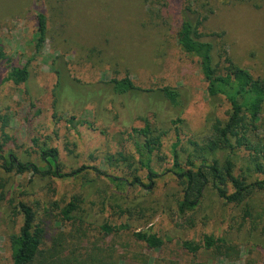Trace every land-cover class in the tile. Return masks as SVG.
Masks as SVG:
<instances>
[{
  "label": "rangeland",
  "instance_id": "374dc122",
  "mask_svg": "<svg viewBox=\"0 0 264 264\" xmlns=\"http://www.w3.org/2000/svg\"><path fill=\"white\" fill-rule=\"evenodd\" d=\"M167 2L165 20L145 0H0V46L15 65L30 70L26 84L5 82L10 66L0 60V141L9 137L3 155L45 167L41 152L53 148L65 172L86 167L77 177L42 178L7 173L0 160V264H13L9 238L24 219L11 212L19 202L33 208L36 224L45 230L43 264H264V251L254 245L264 237L260 230L251 236L243 206L210 194L201 208L180 213L181 186L168 172L176 137L171 123L178 117L169 103L153 93L114 103L106 86L111 79L130 76L145 90L178 88L187 100L183 143L204 139L210 134L209 116L224 119L229 105L212 106L198 59L177 44L174 14L188 4L208 15L202 31L217 36L208 39L237 66L264 80V0ZM39 14L46 17L47 37L37 52ZM143 116L170 130L153 162L161 176L151 191L121 190L94 168L120 174L106 158L134 151L128 133L143 125ZM260 127L264 132V109ZM141 176L146 181L143 172ZM74 196L85 201V224L66 222L60 215ZM117 201L130 208V216L121 215ZM254 204L262 212L264 193L255 195ZM128 221L132 230L126 233L106 236L100 231L104 223ZM139 230L170 241L159 250L149 249L133 238L132 231ZM210 234L233 239V246L197 254L182 247L185 240L199 243Z\"/></svg>",
  "mask_w": 264,
  "mask_h": 264
},
{
  "label": "trees",
  "instance_id": "16d2710c",
  "mask_svg": "<svg viewBox=\"0 0 264 264\" xmlns=\"http://www.w3.org/2000/svg\"><path fill=\"white\" fill-rule=\"evenodd\" d=\"M149 9L163 16V9L168 7L167 0H145ZM167 2V3H166ZM177 31L176 41L179 48L187 55L198 59L200 72L207 84L206 93L214 108L222 106L225 101L229 109L225 118L211 115L208 118L210 134L204 139L189 138L183 143L181 130L184 125L182 118L187 107V100L183 93L175 87L164 86L156 90H145L135 85L130 76L122 79H111L106 82L110 90V97L114 103L119 98H126L132 94L153 93L166 100L177 114V119L171 124L175 131V142H171V153L168 156L173 174L181 186L182 198L179 201V211L182 214L201 208L207 195L214 194L226 204L244 207V221L249 220L252 237L259 230L264 237V208L258 212L254 197L264 193V132L260 127V120L264 109V80L255 78L248 70L237 66L227 51L208 38L214 33L206 34L202 27L209 16L188 4H184L174 14ZM37 52L46 42L47 20L43 14L38 15ZM217 37V36H215ZM0 60L10 66L5 82L15 85L26 84L30 79L28 66L15 65L0 46ZM58 82L57 88L60 87ZM59 96V95H57ZM143 125L134 127L128 133L127 141L132 142L133 152H118L108 156L107 163L118 169L120 174H107L99 168L94 170L115 184L121 190L140 187L151 191L161 174L153 167L155 156L164 148V140L169 131L163 125L154 123L148 116L140 117ZM93 128L91 122H84ZM9 140L5 136L0 141V160L4 161L3 169L7 173L32 174L42 178L58 179L79 176L86 167L72 172H65L57 149L46 148L41 152L45 167L32 162H23L16 156L8 154L5 145ZM180 147V148H179ZM161 161L166 158L158 156ZM144 173L146 181L141 176ZM91 181V180H90ZM2 187V186H1ZM5 192H2L4 195ZM85 201L80 196H74L71 201L60 209V215L66 222L85 224L87 219L82 216ZM116 208L121 215H131L130 208L123 207L118 201ZM11 217L23 216V225L19 232L10 235V247L13 264H43L46 253L44 245V228L36 224V213L33 208L19 202L12 208ZM262 229H259L261 228ZM132 230L128 222L120 224L104 223L100 231L106 236L123 234ZM133 238L145 244L149 249L159 250L169 238H164L151 231H132ZM259 245L264 251V238H260ZM234 240L227 236L205 235L202 242L185 240L182 247L191 254L200 250H214L222 252L233 246Z\"/></svg>",
  "mask_w": 264,
  "mask_h": 264
}]
</instances>
